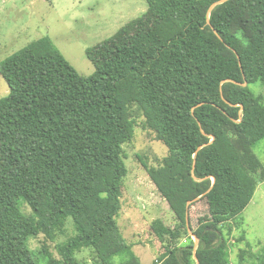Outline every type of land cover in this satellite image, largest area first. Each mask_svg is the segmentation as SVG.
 I'll return each mask as SVG.
<instances>
[{
    "label": "trees",
    "instance_id": "obj_1",
    "mask_svg": "<svg viewBox=\"0 0 264 264\" xmlns=\"http://www.w3.org/2000/svg\"><path fill=\"white\" fill-rule=\"evenodd\" d=\"M216 1L147 0L145 13L87 49L90 76L48 36L0 61L9 87L0 98V264H81L83 249L95 264H142L117 222L138 112L167 147L156 165L142 163L175 217L150 224L163 248L152 264H232L224 225L264 180L253 150L264 138V96L249 88L264 89V0L210 9ZM68 217L75 234L58 246L60 259L30 248L41 233L64 234Z\"/></svg>",
    "mask_w": 264,
    "mask_h": 264
},
{
    "label": "rangeland",
    "instance_id": "obj_2",
    "mask_svg": "<svg viewBox=\"0 0 264 264\" xmlns=\"http://www.w3.org/2000/svg\"><path fill=\"white\" fill-rule=\"evenodd\" d=\"M147 8V0H0V61L31 41L48 36L80 75L90 76L94 66L87 49L112 37ZM249 88L255 95L264 96L260 81L250 83ZM8 92L7 82L0 74V98ZM143 123L144 116L138 112L133 139L123 146L127 174L117 222L141 263L152 264L163 248L150 224L159 218L173 226L175 217L142 163L156 165L167 154V147ZM253 150L264 166V138L254 144ZM23 211L31 213L27 205ZM73 226L72 218L68 217L64 234L50 238L41 233L29 240L30 248L38 251L44 246L60 259L58 246L75 234ZM230 228L232 233L228 235ZM224 232L232 264H252L257 255L264 253V180H260L251 202L240 215L224 225ZM75 256L81 264H95L92 249H83Z\"/></svg>",
    "mask_w": 264,
    "mask_h": 264
},
{
    "label": "water",
    "instance_id": "obj_3",
    "mask_svg": "<svg viewBox=\"0 0 264 264\" xmlns=\"http://www.w3.org/2000/svg\"><path fill=\"white\" fill-rule=\"evenodd\" d=\"M225 0H218V1H216V2H214V3H212V5L210 6V9H212L215 5H217V4H219V3H222V2H224ZM245 84V83H244ZM195 238V243H198V239L196 238V237H194Z\"/></svg>",
    "mask_w": 264,
    "mask_h": 264
},
{
    "label": "crops",
    "instance_id": "obj_4",
    "mask_svg": "<svg viewBox=\"0 0 264 264\" xmlns=\"http://www.w3.org/2000/svg\"><path fill=\"white\" fill-rule=\"evenodd\" d=\"M259 186V185H258ZM258 188V187H257ZM251 202V201H250Z\"/></svg>",
    "mask_w": 264,
    "mask_h": 264
}]
</instances>
